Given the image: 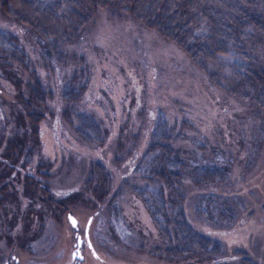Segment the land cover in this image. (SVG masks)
Returning a JSON list of instances; mask_svg holds the SVG:
<instances>
[{
	"label": "rangeland",
	"instance_id": "1",
	"mask_svg": "<svg viewBox=\"0 0 264 264\" xmlns=\"http://www.w3.org/2000/svg\"><path fill=\"white\" fill-rule=\"evenodd\" d=\"M257 7L264 11V0H259ZM0 28L16 34L38 74L50 85L72 65L76 55L81 56L87 72L81 103L103 128L115 133L120 127L137 130L143 116L151 115L155 109L170 124L189 122V140L178 142L184 154L198 162L225 160L230 172L227 181L217 187H197L189 178H183V207L188 221L201 233L219 238L230 250L245 252L256 263L264 264V107L212 85L173 42L132 16L108 8L94 12L83 36L66 47L67 62L59 69L51 68L39 57L28 29L15 23L1 8ZM15 93L13 84L0 71V150L6 139L25 127L15 124L20 108ZM60 108L56 92L39 124L37 141L28 143L33 149L29 166L13 170L0 163L2 179L10 182V189L15 191L13 199L0 204V250L12 249L22 264L66 263L75 241L74 229L66 216L70 212L81 228L92 216L89 238L98 254L106 256L100 264H188L182 259L156 256L151 246L159 242L158 232L140 200L129 191L120 201L119 220L107 216L102 201L75 200L67 203L60 214H43L41 220L31 213L36 203L23 189L24 171L33 173L36 165H41L48 174L42 182L58 199L82 184L88 160L114 166L110 162V140L106 139L103 146L80 141L61 120ZM145 132L143 128L142 134ZM135 154L132 151L119 167H113L114 178L129 170ZM209 190L220 194L231 209L221 226L197 214L196 195ZM38 209L42 211L43 207ZM27 228L33 238L21 248L18 241ZM193 264L202 263L193 260Z\"/></svg>",
	"mask_w": 264,
	"mask_h": 264
},
{
	"label": "trees",
	"instance_id": "2",
	"mask_svg": "<svg viewBox=\"0 0 264 264\" xmlns=\"http://www.w3.org/2000/svg\"><path fill=\"white\" fill-rule=\"evenodd\" d=\"M258 1L0 0V8L28 29L39 57L58 69L67 62L66 47L83 36L97 9L128 14L181 48L212 85L264 107V11L257 7ZM84 64L82 57L76 55L71 67L68 65L50 85L38 74L16 34L0 28V71L16 89L20 108L15 124L25 126L5 140L0 163L13 170L29 166L33 152L29 144L37 141L39 124L56 92L61 100L60 118L77 139L96 146L110 140L112 165L119 167L136 151L129 170L117 178L113 176L114 166L88 160L82 184L58 199L42 182L48 174L41 165L37 164L33 173L24 171L23 189L36 203L31 213L41 220L43 214H60L67 203L75 200L102 201L107 216L119 220L120 201L129 191L140 200L158 232L159 242L151 246L156 256L182 259L188 264H193V260L214 264L223 258L228 260L216 264H258L245 252L230 250L219 238L196 230L184 211L183 178H189L197 187H217L227 181L230 164L221 159L198 162L184 154L178 142L189 140L190 123L181 120L179 125L170 124L158 109L145 114L137 130L118 126L115 133L103 128L81 103L87 83ZM9 183L0 175V204L15 197ZM196 200L197 214L209 223L221 226L229 218L231 209L220 194L209 190L197 194ZM40 206L43 212L38 209ZM32 238L29 229H25L18 246L27 247Z\"/></svg>",
	"mask_w": 264,
	"mask_h": 264
},
{
	"label": "flooded vegetation",
	"instance_id": "3",
	"mask_svg": "<svg viewBox=\"0 0 264 264\" xmlns=\"http://www.w3.org/2000/svg\"><path fill=\"white\" fill-rule=\"evenodd\" d=\"M68 213V212H67ZM66 213V215H67ZM92 220V218H91ZM86 222V221H85ZM75 241L72 244V248L69 253L68 260L64 264H100L103 263L106 259L105 255L98 254L95 250L90 238H89V228L87 230V236L85 235V223L83 227H79L77 223V227H73ZM80 237V244L77 245V238ZM81 256V258L78 257ZM91 258L95 262H91L88 260ZM58 259V257H57ZM148 263V262H141ZM0 264H22L20 257L12 250H0Z\"/></svg>",
	"mask_w": 264,
	"mask_h": 264
},
{
	"label": "water",
	"instance_id": "4",
	"mask_svg": "<svg viewBox=\"0 0 264 264\" xmlns=\"http://www.w3.org/2000/svg\"><path fill=\"white\" fill-rule=\"evenodd\" d=\"M66 216H67V219H68L70 225L73 226V227H77V219H76V217L70 212H68ZM91 218H92V216H89L87 218L86 222H85V235H86V237H88L87 236V230H88V226H89V224L91 222ZM76 242H77L76 243L77 245L80 244V237L77 238ZM78 257L81 258L80 255H78ZM137 264H150V263H137Z\"/></svg>",
	"mask_w": 264,
	"mask_h": 264
}]
</instances>
